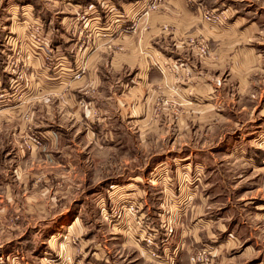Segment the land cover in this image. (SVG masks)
Masks as SVG:
<instances>
[{"label":"rangeland","instance_id":"1","mask_svg":"<svg viewBox=\"0 0 264 264\" xmlns=\"http://www.w3.org/2000/svg\"><path fill=\"white\" fill-rule=\"evenodd\" d=\"M0 264H264V0H0Z\"/></svg>","mask_w":264,"mask_h":264},{"label":"built area","instance_id":"2","mask_svg":"<svg viewBox=\"0 0 264 264\" xmlns=\"http://www.w3.org/2000/svg\"><path fill=\"white\" fill-rule=\"evenodd\" d=\"M140 241L147 242L148 244H153L154 238H152L151 235H148V233L145 231L144 234L140 235ZM155 257H157V255H155Z\"/></svg>","mask_w":264,"mask_h":264},{"label":"crops","instance_id":"3","mask_svg":"<svg viewBox=\"0 0 264 264\" xmlns=\"http://www.w3.org/2000/svg\"><path fill=\"white\" fill-rule=\"evenodd\" d=\"M189 8H187V10H188ZM190 12V11H189ZM255 25V21L254 22H252L251 23V25L249 24V27H252L253 28V26Z\"/></svg>","mask_w":264,"mask_h":264}]
</instances>
